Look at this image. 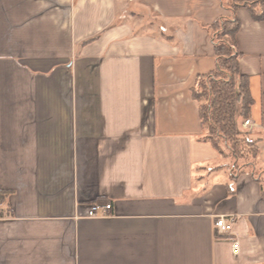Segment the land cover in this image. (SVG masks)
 <instances>
[{
  "label": "crops",
  "instance_id": "1",
  "mask_svg": "<svg viewBox=\"0 0 264 264\" xmlns=\"http://www.w3.org/2000/svg\"><path fill=\"white\" fill-rule=\"evenodd\" d=\"M223 15L221 0H0V264H264V21L236 11L255 164L203 139L190 96Z\"/></svg>",
  "mask_w": 264,
  "mask_h": 264
},
{
  "label": "trees",
  "instance_id": "2",
  "mask_svg": "<svg viewBox=\"0 0 264 264\" xmlns=\"http://www.w3.org/2000/svg\"><path fill=\"white\" fill-rule=\"evenodd\" d=\"M221 2L229 15L205 26L213 41L216 65L210 72L196 76L190 96L199 102L200 122L207 130L203 139L221 155L251 160V164H255L258 153L256 139L237 128L239 120L249 117L253 99L248 77L239 69L240 53L236 49L235 37L240 23L236 11L245 7L254 20L264 21V0ZM259 181L264 195V169L260 171ZM6 193H0V201Z\"/></svg>",
  "mask_w": 264,
  "mask_h": 264
},
{
  "label": "built area",
  "instance_id": "3",
  "mask_svg": "<svg viewBox=\"0 0 264 264\" xmlns=\"http://www.w3.org/2000/svg\"><path fill=\"white\" fill-rule=\"evenodd\" d=\"M251 124V121L246 118L242 122V127L245 128ZM112 206L110 203L93 204L87 212L89 217H105L110 213ZM233 215H219L213 222V229L218 236L228 238L231 241L232 250L234 253L238 249L237 239L232 237L234 226Z\"/></svg>",
  "mask_w": 264,
  "mask_h": 264
}]
</instances>
